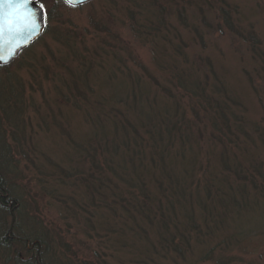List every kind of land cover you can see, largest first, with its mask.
Masks as SVG:
<instances>
[{
    "label": "rangeland",
    "instance_id": "obj_1",
    "mask_svg": "<svg viewBox=\"0 0 264 264\" xmlns=\"http://www.w3.org/2000/svg\"><path fill=\"white\" fill-rule=\"evenodd\" d=\"M36 1L47 16V31L10 66L0 68V79L10 73L16 80L11 83L24 91L19 104L23 123L19 128L6 125V137L22 171L15 188L24 213L18 222L25 233L44 235L43 262L216 264L200 260L212 243L203 232H190L192 248L184 247V256L178 259L175 247H161L158 225L125 218L113 197L109 209L88 204L92 195L66 174L90 166L77 156L76 146L94 132L87 124L92 115L87 116V106L81 110L64 100L63 84L83 71L82 81L77 77L75 81L86 82L87 96L110 98L116 87L124 91L136 83L129 73L147 72L153 79H144L145 91L152 87L150 97L165 110L170 106L166 95L157 94L151 85H170L177 66L188 69L187 60L189 66L208 65L228 106L252 138L242 148L264 166V0H95L78 8L65 0ZM191 111L189 118L194 116ZM18 136L21 141H12ZM206 149L210 154L212 149ZM171 154L174 170L182 177L185 162ZM190 159L185 161L190 164ZM262 203L255 214L264 222ZM11 220L2 222L4 230ZM258 232L244 234L239 246L235 241L223 246L226 262L264 264V234ZM19 250L15 247L12 257L11 250L5 256L0 251V264H15L18 256L31 259ZM10 258L13 263H7Z\"/></svg>",
    "mask_w": 264,
    "mask_h": 264
},
{
    "label": "trees",
    "instance_id": "obj_2",
    "mask_svg": "<svg viewBox=\"0 0 264 264\" xmlns=\"http://www.w3.org/2000/svg\"><path fill=\"white\" fill-rule=\"evenodd\" d=\"M187 64V70L176 67L170 85H151L157 94L166 95L171 107L165 110L150 97L152 87L145 91L144 79H153L147 72L129 73L136 83L124 91L116 87L110 98L87 96L86 82L75 81L76 77L82 81L84 72L72 75L73 81L63 84L64 100L81 110L87 106V116L92 115L87 124L94 132L76 146L77 156L82 162L88 161L89 168L76 169L75 173L69 170L66 177H76L77 184L89 191L90 206L109 209L113 197L125 218L135 223L140 218L151 227L158 225L161 247H175L178 259L184 256V247L192 248L191 234L203 232L212 243L200 260L229 264L226 254L221 255L223 246L234 241L239 246L246 233L264 234L261 214H255L264 201V166L242 148V143L248 144L252 138L228 106L223 90L218 89L214 72L208 65L189 66V60ZM12 81L16 82L10 73L5 80L0 79V217L2 222L12 219L7 230L0 221V251L5 256L11 250L12 257L17 247L31 259L23 261L18 256L15 264H45L40 255L44 235L25 233L18 222L24 213L15 188L22 180L18 179L22 171L15 164L6 125L19 128L23 123L19 104L24 91ZM18 137L10 138L18 143ZM206 148L212 149L210 154ZM171 152L175 160L185 162L182 177L174 170ZM189 156L190 164L185 161Z\"/></svg>",
    "mask_w": 264,
    "mask_h": 264
},
{
    "label": "snow or ice",
    "instance_id": "obj_3",
    "mask_svg": "<svg viewBox=\"0 0 264 264\" xmlns=\"http://www.w3.org/2000/svg\"><path fill=\"white\" fill-rule=\"evenodd\" d=\"M33 2L34 0H0V51L6 45L20 47L17 40L23 33L38 31L41 24L36 14L28 9Z\"/></svg>",
    "mask_w": 264,
    "mask_h": 264
},
{
    "label": "water",
    "instance_id": "obj_4",
    "mask_svg": "<svg viewBox=\"0 0 264 264\" xmlns=\"http://www.w3.org/2000/svg\"><path fill=\"white\" fill-rule=\"evenodd\" d=\"M93 1L95 0H68L66 3L72 8H78ZM28 9L36 14L41 26L37 32H33L31 34L27 32L23 33L17 40L20 47H16L15 45H6L3 51H0V57H2L0 58V68L10 66L24 51L32 47L46 33L47 17L44 10H41V5L34 0L33 3L29 4Z\"/></svg>",
    "mask_w": 264,
    "mask_h": 264
},
{
    "label": "flooded vegetation",
    "instance_id": "obj_5",
    "mask_svg": "<svg viewBox=\"0 0 264 264\" xmlns=\"http://www.w3.org/2000/svg\"><path fill=\"white\" fill-rule=\"evenodd\" d=\"M24 52H25V51H24ZM24 52H23V53H24ZM23 53H22V54H23ZM22 54H21V55H22Z\"/></svg>",
    "mask_w": 264,
    "mask_h": 264
}]
</instances>
